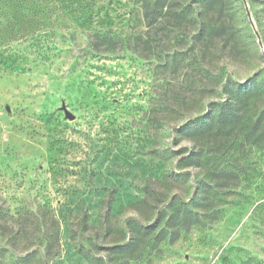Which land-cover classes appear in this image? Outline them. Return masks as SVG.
Instances as JSON below:
<instances>
[{
    "label": "rangeland",
    "instance_id": "1",
    "mask_svg": "<svg viewBox=\"0 0 264 264\" xmlns=\"http://www.w3.org/2000/svg\"><path fill=\"white\" fill-rule=\"evenodd\" d=\"M145 4H0V264H264V0Z\"/></svg>",
    "mask_w": 264,
    "mask_h": 264
},
{
    "label": "trees",
    "instance_id": "2",
    "mask_svg": "<svg viewBox=\"0 0 264 264\" xmlns=\"http://www.w3.org/2000/svg\"><path fill=\"white\" fill-rule=\"evenodd\" d=\"M100 0H0L1 5H8L9 7H13L16 9H24L25 7H30L34 9L39 8H45V7H59L66 9L68 14H64L67 19H74L81 23V25H88L90 26L94 20L96 19V14L94 13V10L96 9L97 4ZM146 0H140V9L144 10L146 9ZM43 13L38 11V13L35 14V18H42ZM19 16H21L19 14ZM50 16V15H49ZM15 15H12V18H15ZM58 17V16H57ZM148 14L147 12L144 15V18H147ZM51 19V16H50ZM99 37V36H97ZM111 40V38H110ZM99 41V40H97ZM102 43H105V40H102L100 42L95 43V47L99 48V46L102 45ZM109 43H111L109 41ZM251 81H249L250 83ZM242 87V86H241ZM214 107H217L220 109V115L218 119L228 118V112L230 114V117L235 118V113L231 109L228 104H213ZM211 111V110H210ZM213 111V109H212ZM210 115V112L207 113L205 116H201L195 120L197 123L196 130L198 129V126L201 124V128L204 127V130H208L209 123L206 121V117ZM186 129V128H184ZM190 132L193 131V129H189Z\"/></svg>",
    "mask_w": 264,
    "mask_h": 264
},
{
    "label": "water",
    "instance_id": "3",
    "mask_svg": "<svg viewBox=\"0 0 264 264\" xmlns=\"http://www.w3.org/2000/svg\"><path fill=\"white\" fill-rule=\"evenodd\" d=\"M69 115V114H68ZM70 119H73V116L70 115Z\"/></svg>",
    "mask_w": 264,
    "mask_h": 264
}]
</instances>
